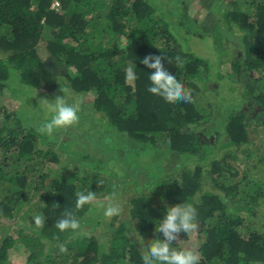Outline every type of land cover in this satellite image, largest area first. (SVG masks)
Returning <instances> with one entry per match:
<instances>
[{
    "label": "trees",
    "instance_id": "trees-1",
    "mask_svg": "<svg viewBox=\"0 0 264 264\" xmlns=\"http://www.w3.org/2000/svg\"><path fill=\"white\" fill-rule=\"evenodd\" d=\"M203 1L223 10L217 20L227 32L241 31L244 45L227 64L239 96L209 101V111L198 98L209 90L210 64L184 49L176 35L187 20L198 27L186 0H60L58 7L51 0H0V88L17 77L27 89L14 88L25 94L57 82L61 94L91 91L92 111L81 114L78 128L99 127L92 147L81 142L72 148V140L42 133L2 108L0 264H18L11 259L18 245L28 252L26 264H143L147 245L163 238L155 229L166 207L178 203L197 209L198 227L181 233L173 247L196 250L199 264H264V0H223V9L222 0ZM148 54L163 55L165 68L191 90L192 102L170 104L147 90L154 71L142 63ZM129 65L136 66L131 81ZM252 108L259 112L251 114ZM206 133L217 137L210 142ZM153 148L178 175L152 176L139 163L141 151ZM114 162L126 165L124 176ZM71 163L78 169L67 167ZM96 163L104 164V175ZM156 184L160 191L149 192ZM121 186L130 195L127 219L105 217L99 205L108 206L106 200L76 207L78 192L101 198ZM66 211L79 228L56 227ZM41 214L42 228L34 220ZM94 224L104 226V237L85 231Z\"/></svg>",
    "mask_w": 264,
    "mask_h": 264
},
{
    "label": "rangeland",
    "instance_id": "rangeland-1",
    "mask_svg": "<svg viewBox=\"0 0 264 264\" xmlns=\"http://www.w3.org/2000/svg\"><path fill=\"white\" fill-rule=\"evenodd\" d=\"M221 4L223 9L226 6V4L223 0ZM185 5L190 15L194 16V18L197 20L198 27L195 26L191 21L187 20L184 22L185 24L178 25V33L176 35L178 36L177 38L179 39L184 49H187L192 53L203 57L210 64V71L208 73V78H210L211 80H208L206 83V86L209 88V90L208 91L202 90L199 93V98H198L200 102L199 104L202 106V108H206V110L209 111L210 109L208 106L209 101H211L213 104L219 102L227 103V101L233 98V96L235 97L239 96L237 91L236 92L232 91L233 88H232V84L230 83L231 82L230 76L232 74L228 72L229 69L227 68V64H229L231 59L236 57L237 54L243 53L242 50L244 48V45L240 41L241 31L228 30L227 32V30H224L221 21L217 20L218 19L217 14H219L223 10L210 9L203 0H186ZM213 6L214 8H218V4L216 2L213 3ZM200 23H202V25H200ZM3 56H5V52H0V58ZM60 85L61 82L60 83L57 82L55 86L49 84L41 87V89L40 88L35 89V92L32 91L31 93L30 91H28V93L25 94L23 92H18V90L14 87H20L25 90L27 89L26 85L20 82L17 77H11L8 81V84L0 88V123L2 122V116H3L1 114V111L2 108H5L11 113L15 111L16 113L15 115L22 116V120L25 124L26 122H29L32 123L33 125L35 124V126L38 125L39 127H42L45 123L49 122L52 119V117L55 115L57 96L62 97L68 103H74L76 102V100H79L81 104V112L79 113L80 119L76 124L69 126L73 129L72 133H70V131L67 130V127H64V128L55 129L51 135L57 139L72 140V142L70 143L72 145V148H76V147L81 148L82 147L81 142H88L87 145L88 147H90L91 145L89 143V140H92L95 137L94 136L93 138H91L95 133L94 128L98 129L99 127H96L97 125L96 126L92 125V130L89 131L85 127L83 128L82 131L81 129L78 128V125L81 124L79 123L82 117L81 114L84 115L92 111L91 100H93L94 94L91 91L82 96H77V95L69 96V95H65L64 93L61 94L58 93L61 88ZM39 90L42 91V94L40 95L38 94ZM258 112L259 111L256 108L251 109V114L254 113L256 114ZM93 117H94V121L101 126V122L98 119V115L95 114ZM85 120H87V118H85ZM207 134L208 133H206V135ZM95 135L98 137L97 131ZM214 136L215 138L217 137L215 133H211L207 135V140H209L210 142L214 141L215 140ZM97 139L98 138H96L95 141H97ZM260 142L258 143L259 148L261 146ZM53 148L62 152L59 143L54 144ZM260 155H262V153H260ZM163 159L164 157L162 156V153L154 148L148 151H141L139 155V161H140L139 163L142 166H144L146 170H150L152 176L155 175L157 176L160 173L163 174L164 171H166L169 174V177L167 178H170L171 175L173 174L178 175L179 171L169 170L164 162L165 159L164 160ZM116 162H114V166L116 168L119 165L117 169L118 175L124 176V173L125 171H128V168L126 167V165L118 164L120 162L118 163ZM96 166H99L96 167L97 169L102 168L100 173L104 175V164L99 165L98 163H96ZM67 167H71L72 170L78 169L77 168L78 166L74 168L72 163L71 165L70 164L67 165ZM80 169H82V166L80 167ZM135 176H137V174H135ZM145 178L146 176H141V179H145ZM118 181L121 182L120 179ZM98 184H100V182ZM135 189L137 192L140 193L142 192L140 183L136 185ZM157 189H159V191L161 189V186H158V184L154 186V189H149V192L150 190L151 192L152 191L155 192ZM149 192L147 194H149ZM106 194H107L106 196H103L101 198L95 197L94 200L95 204L97 202H104V200L110 201L109 203H112L114 205L118 204L121 208L120 218H122L123 220L125 218L127 219L130 216V210H126L127 208L126 206H128L129 200L126 201L125 197L130 195H127L125 190H123V188L120 190L118 189V191H114L113 193H106ZM155 197L158 198V196ZM158 199L159 201L162 200L161 198ZM106 208L107 205L105 206L104 204L99 205V209L103 210V213L104 210H106ZM86 215H91V213H87ZM14 221L15 220L13 219V222ZM84 228H86L85 231H88L90 233H95L97 235L102 233V235L99 236H101V238L104 237V226L101 227L100 225L94 224L91 228L89 226H86ZM27 254H28L27 250L23 246L18 245V247L13 248L11 250V259L18 264H26Z\"/></svg>",
    "mask_w": 264,
    "mask_h": 264
},
{
    "label": "clouds",
    "instance_id": "clouds-1",
    "mask_svg": "<svg viewBox=\"0 0 264 264\" xmlns=\"http://www.w3.org/2000/svg\"><path fill=\"white\" fill-rule=\"evenodd\" d=\"M163 55H146L142 63L154 71L150 72L149 80L151 85L148 91L154 95L162 97L166 102L174 104L177 102H192L191 90L186 89L184 84L172 74L164 64ZM177 66H182V62L177 58ZM135 65H129L126 68V80L136 79L134 71ZM81 112V104L79 100L74 103L66 102L62 97H56V111L52 119L45 123L39 131L46 134H52L55 129L64 128L76 124ZM76 200L77 209L82 208L85 204H91L96 197L94 191L87 194L78 192ZM121 214L120 206L109 203L104 216L111 218ZM37 227L42 228L45 222L43 215L34 217ZM56 227L60 231L69 228L75 230L80 227L79 221L73 216L71 211L64 213V218L56 223ZM198 227L197 209L191 203H178L170 207H166L163 218L156 225L155 231L162 234L161 238H153L142 252L141 258L143 264H199V253L189 247L175 248L173 247L180 240V234H190ZM61 251L66 252L65 247H61Z\"/></svg>",
    "mask_w": 264,
    "mask_h": 264
},
{
    "label": "built area",
    "instance_id": "built-area-1",
    "mask_svg": "<svg viewBox=\"0 0 264 264\" xmlns=\"http://www.w3.org/2000/svg\"><path fill=\"white\" fill-rule=\"evenodd\" d=\"M60 5V0H51V7H58Z\"/></svg>",
    "mask_w": 264,
    "mask_h": 264
}]
</instances>
